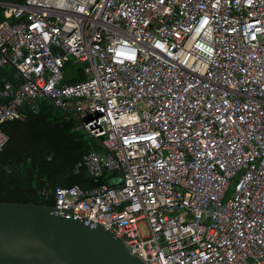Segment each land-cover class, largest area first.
I'll list each match as a JSON object with an SVG mask.
<instances>
[{"label":"built area","instance_id":"1","mask_svg":"<svg viewBox=\"0 0 264 264\" xmlns=\"http://www.w3.org/2000/svg\"><path fill=\"white\" fill-rule=\"evenodd\" d=\"M2 66L0 125L47 100L100 141L97 185L37 191L57 214L143 264H264V0H0Z\"/></svg>","mask_w":264,"mask_h":264},{"label":"trees","instance_id":"2","mask_svg":"<svg viewBox=\"0 0 264 264\" xmlns=\"http://www.w3.org/2000/svg\"><path fill=\"white\" fill-rule=\"evenodd\" d=\"M13 73L7 66L0 67V88L1 81L10 79ZM81 79L77 75L64 81L72 83ZM72 128L73 122L64 120L47 100H40L35 112H25L22 121L0 125L8 138L0 151V202L52 206L50 198L43 200L37 196L43 185L91 188L98 184L83 172H71L73 164L90 149L101 150L95 140ZM107 178L103 176L99 184Z\"/></svg>","mask_w":264,"mask_h":264},{"label":"water","instance_id":"3","mask_svg":"<svg viewBox=\"0 0 264 264\" xmlns=\"http://www.w3.org/2000/svg\"><path fill=\"white\" fill-rule=\"evenodd\" d=\"M66 213L0 202V264H143L110 232Z\"/></svg>","mask_w":264,"mask_h":264},{"label":"rangeland","instance_id":"4","mask_svg":"<svg viewBox=\"0 0 264 264\" xmlns=\"http://www.w3.org/2000/svg\"><path fill=\"white\" fill-rule=\"evenodd\" d=\"M83 133V132H82ZM84 134V133H83ZM85 135V134H84ZM235 179H233L231 182H230V188L232 187L233 183H234ZM139 230H140V234L141 236H144L145 235V228L144 226H140L139 227Z\"/></svg>","mask_w":264,"mask_h":264}]
</instances>
